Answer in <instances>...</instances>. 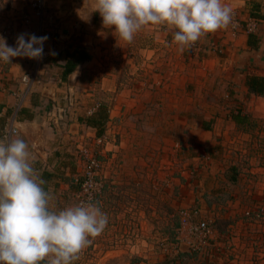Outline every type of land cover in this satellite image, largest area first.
I'll return each instance as SVG.
<instances>
[{"label":"crops","instance_id":"1","mask_svg":"<svg viewBox=\"0 0 264 264\" xmlns=\"http://www.w3.org/2000/svg\"><path fill=\"white\" fill-rule=\"evenodd\" d=\"M33 1L13 0L3 21L14 34L49 39L41 59L17 57L0 72V143L28 144L54 210L72 206L78 192L81 130L93 141L98 131L106 137L105 178L134 168L139 155L155 156V144L178 158L200 207L193 219L219 217L223 207L236 219L264 206V0H222L241 18H258V31L232 36L228 26L196 42L194 55L178 50L165 25L117 41L95 0H45L43 17L32 14L26 27ZM32 73L38 79L23 83Z\"/></svg>","mask_w":264,"mask_h":264},{"label":"rangeland","instance_id":"2","mask_svg":"<svg viewBox=\"0 0 264 264\" xmlns=\"http://www.w3.org/2000/svg\"><path fill=\"white\" fill-rule=\"evenodd\" d=\"M12 2L4 0L0 4L3 37L10 26L3 21ZM83 133L85 138L79 139L80 146L73 148L80 179H85V161L89 158L81 149L93 151L95 147L87 131L81 130L80 134ZM158 146L155 144V156L130 159L136 163L134 168L131 164L118 174L113 170L108 178L103 173L108 158L104 150L100 154L102 165L97 180L102 187L97 186L100 191L93 203L108 216V225L92 238L73 264H264V215L258 216L264 214L260 211L264 206L250 205L247 210L252 215L246 213L236 219L224 217L231 215L232 207L228 210L223 207L225 214L211 220L207 213H203V220L198 215L193 220L206 221L212 233L205 242L192 237L184 224V212L193 213L194 206L200 207L192 201L189 176L183 172V163L178 158L163 155ZM80 190L72 206L78 204Z\"/></svg>","mask_w":264,"mask_h":264},{"label":"clouds","instance_id":"3","mask_svg":"<svg viewBox=\"0 0 264 264\" xmlns=\"http://www.w3.org/2000/svg\"><path fill=\"white\" fill-rule=\"evenodd\" d=\"M95 12L126 43L149 25L168 26L180 52L227 28L234 15L222 0H95ZM48 39L22 33L9 46L0 36V62L41 59ZM29 157L23 139L0 143V264H73L105 230L108 216L91 202L54 210Z\"/></svg>","mask_w":264,"mask_h":264},{"label":"built area","instance_id":"4","mask_svg":"<svg viewBox=\"0 0 264 264\" xmlns=\"http://www.w3.org/2000/svg\"><path fill=\"white\" fill-rule=\"evenodd\" d=\"M44 7H45V0H35L32 3V8H33V13H24L22 14V23L24 26L28 27L31 23L32 19V14L43 17L44 15ZM233 21L229 25L230 27V33L232 36H237L239 33L246 32V33H255L259 29V19L258 18H253L249 17L246 19L241 18L238 16V14L233 13ZM26 34L25 31L20 30L18 33L14 34L12 31V28L9 26L7 29L4 30V38L7 40V43L9 46H15L14 41H12L14 35L18 37L20 34ZM11 42V43H10ZM14 44V45H13ZM197 43L192 45L190 48H188V51L191 55H194L197 51ZM212 50L215 51H221L222 48L218 47L217 45H212L211 47ZM16 62V58H13L12 63H4L0 62V72H3V70L6 69V67L13 65ZM38 78L37 76L32 73V74H26L22 78L23 83H32L36 81ZM17 133V129H11V130H5L4 131V138L5 139H11L14 134ZM106 141V137L99 136L95 139L94 141V150L83 147L82 153L89 157L85 161V180L82 184V191L80 193L79 199H78V204L82 202H91L93 203L95 196L98 195L97 191V186L102 187L101 183L98 182L97 177L99 174V169L102 165V161L100 158V154L103 152L104 148V143ZM97 194V195H96ZM260 211H264L261 209ZM197 214V211L195 210L193 213L192 211H185L184 212V218L185 222L184 224L188 227V230L190 232V235L194 238H198L201 242H205L206 239H208L211 236L212 229L208 225L206 221H194L193 220V215ZM247 214L252 215L249 211ZM264 215L263 212L260 214L258 213V216ZM199 241V242H200Z\"/></svg>","mask_w":264,"mask_h":264},{"label":"trees","instance_id":"5","mask_svg":"<svg viewBox=\"0 0 264 264\" xmlns=\"http://www.w3.org/2000/svg\"><path fill=\"white\" fill-rule=\"evenodd\" d=\"M86 122H87L88 125H90V124L92 123V122H91V118H90V119L87 118ZM90 122H91V123H90ZM103 131H104V128H103ZM100 133H101V132L98 131V133H97L98 136L101 135ZM77 180H78L77 184H78V191H79L80 189H82L81 186H82V183H83V181H84L85 179H80V178H78ZM80 191H81V190H80Z\"/></svg>","mask_w":264,"mask_h":264}]
</instances>
